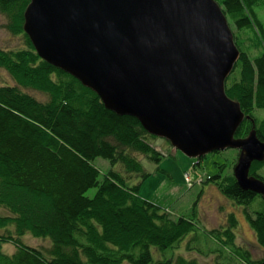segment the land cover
Instances as JSON below:
<instances>
[{
    "label": "trees",
    "instance_id": "16d2710c",
    "mask_svg": "<svg viewBox=\"0 0 264 264\" xmlns=\"http://www.w3.org/2000/svg\"><path fill=\"white\" fill-rule=\"evenodd\" d=\"M216 2L240 53L225 89L245 115L235 133V138H244L253 128L252 112L264 109V52L250 58L239 48L234 31L256 29L264 43V25L256 14V0ZM28 4L0 0V11L21 21L19 33ZM23 36V50H0V65L15 80L13 86L0 85V208L8 212L0 215V264H174L166 252L193 230L191 219L173 220L139 197L138 186L126 187L130 174L150 176L133 153L155 163L161 159L148 141L154 137L137 119L106 109L74 76L39 58ZM24 88L43 92L48 101L24 94ZM255 130L264 142V119ZM97 158L125 173L114 171L98 182ZM262 166L264 162H253L250 175L264 181L256 175ZM208 178L221 184L219 174ZM91 189L96 192L89 197ZM222 191L240 205L256 196L234 179ZM261 199V209L248 221L264 249ZM230 222L235 227L232 216ZM26 234L45 244L28 245L22 241ZM226 234L234 240L230 230ZM8 243L14 248L11 253L4 250Z\"/></svg>",
    "mask_w": 264,
    "mask_h": 264
},
{
    "label": "water",
    "instance_id": "95a60500",
    "mask_svg": "<svg viewBox=\"0 0 264 264\" xmlns=\"http://www.w3.org/2000/svg\"><path fill=\"white\" fill-rule=\"evenodd\" d=\"M23 19L38 57L106 109L136 117L189 158L239 150L237 184L264 198V181L250 175L264 142L254 123L234 136L244 113L224 82L239 51L216 0H29Z\"/></svg>",
    "mask_w": 264,
    "mask_h": 264
},
{
    "label": "rangeland",
    "instance_id": "374dc122",
    "mask_svg": "<svg viewBox=\"0 0 264 264\" xmlns=\"http://www.w3.org/2000/svg\"><path fill=\"white\" fill-rule=\"evenodd\" d=\"M254 7L264 25V0H256ZM21 24L20 20L10 18L7 13L5 15L0 11V50H23L25 33L23 30V33L18 32ZM234 35L241 51L243 50L250 58H255L264 52L263 40L256 29L234 31ZM14 83L12 76L0 65V85L13 86ZM23 93L41 102L48 101V97L43 92L35 89L24 88ZM94 93L104 105L100 96ZM252 115L254 118L250 117V121L258 125L264 119V109H255ZM245 130L249 131L247 126ZM144 131L154 137L148 138V141L160 154L161 159L155 163L146 155L133 153L150 176L142 179L130 174L126 187L138 186L139 197L159 206L160 212H165L173 220L181 217L191 219L194 225L189 234L167 250L166 258L172 259L174 264H179L178 261L181 260H184V264L191 261L195 264H261L264 259V249L257 242L255 232L248 221V217L254 218L262 207L261 195L256 194L252 202L240 205L237 201L227 198L222 191V187L225 188L227 184H231L232 179L235 180L234 167L239 150L229 148L194 159L173 147L165 137L152 135L147 129ZM94 165L99 172L100 183L112 174L111 172H119L118 175L125 173L119 165L110 164L102 158H97ZM217 174L221 180L219 186L208 180V177ZM256 175L264 178V166L256 172ZM95 192L96 189H91L86 195L92 197ZM7 214L6 210L0 208V215ZM230 216L233 217L235 227L230 222ZM227 230L233 233L234 241L229 240ZM22 240L37 248L45 244L27 234ZM13 249L10 243L4 245L6 252L11 253ZM239 253L247 256L249 263L243 261Z\"/></svg>",
    "mask_w": 264,
    "mask_h": 264
},
{
    "label": "bare ground",
    "instance_id": "6f19581e",
    "mask_svg": "<svg viewBox=\"0 0 264 264\" xmlns=\"http://www.w3.org/2000/svg\"><path fill=\"white\" fill-rule=\"evenodd\" d=\"M23 18H24V12H23ZM36 54H37V52H36ZM240 54V53H239ZM233 71V70H232ZM232 71L230 72V74L225 78V82H224V84H225V86H227L228 85V83H229V81L231 80V73H232ZM225 86H224V89H225ZM225 92H226V89H225ZM226 95H227V93H226ZM228 96V95H227ZM236 180V179H235Z\"/></svg>",
    "mask_w": 264,
    "mask_h": 264
},
{
    "label": "crops",
    "instance_id": "0c3cea01",
    "mask_svg": "<svg viewBox=\"0 0 264 264\" xmlns=\"http://www.w3.org/2000/svg\"><path fill=\"white\" fill-rule=\"evenodd\" d=\"M234 241V240H233Z\"/></svg>",
    "mask_w": 264,
    "mask_h": 264
}]
</instances>
